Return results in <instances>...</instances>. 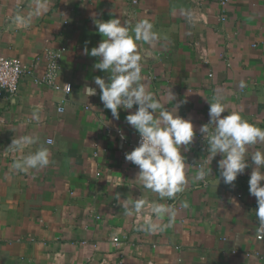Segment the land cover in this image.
<instances>
[{"label":"crops","instance_id":"crops-1","mask_svg":"<svg viewBox=\"0 0 264 264\" xmlns=\"http://www.w3.org/2000/svg\"><path fill=\"white\" fill-rule=\"evenodd\" d=\"M18 14L30 22L18 26ZM110 18L153 25L157 39L138 42L142 83L193 122V141L181 149L188 182L174 199L144 189L134 180L138 167L125 159L139 134L125 120L135 106L121 108L116 120L99 89L84 92L96 76L107 78L83 49L101 39L94 19ZM0 45L32 65L35 76L45 72L48 51L65 47L59 83H72L64 93L24 75L16 94L0 93V264H264L250 157L232 185L220 178L219 154L206 165V179H194L208 158L199 129L209 121V102L219 98L226 112L264 128V0H0ZM25 136L37 142L22 152L10 147ZM41 145L50 152L47 167L12 168ZM257 149L264 144L249 155ZM126 198L165 203L175 217L169 223L164 216L168 226L151 234L136 214H125Z\"/></svg>","mask_w":264,"mask_h":264},{"label":"clouds","instance_id":"clouds-1","mask_svg":"<svg viewBox=\"0 0 264 264\" xmlns=\"http://www.w3.org/2000/svg\"><path fill=\"white\" fill-rule=\"evenodd\" d=\"M30 19V16L18 14L15 22L23 27ZM94 23L101 39L91 49L85 46L83 53L98 58L93 67L106 72L107 78L96 76L95 87L86 86L84 92L89 97L96 95L99 89L100 101L116 120L120 118L121 108L131 110L135 106L125 120L139 133L140 140L133 150L125 153V159L138 167L134 180L144 189L158 194L161 199H174L188 182L186 159L181 149L183 146L184 151H188L195 132L193 122L178 114V104L175 108L165 107L142 83V56L138 42L151 44L157 39V33L146 19L137 21L134 27L122 24L119 18L94 19ZM239 87H245L243 81ZM171 100L174 102V94ZM209 104V121L199 129L208 145V158L198 167L194 179L205 180L211 173L206 165L219 154L222 157L217 162L220 178L225 184L232 185L238 175L249 167L250 157L254 167L248 181L249 194L256 198L255 216L259 230L264 231V150L257 149L249 155L252 146L264 144V128L244 119L239 112H226L219 98ZM33 119L39 120L36 112ZM124 138L121 133V139ZM36 142L34 137L25 136L13 139L10 147L22 152L25 146ZM49 156V149L41 145L34 152L14 161L12 168L25 172L44 168L50 163ZM114 186H120L119 178L115 179ZM121 206L126 215L136 214L141 230L151 234L168 226L161 222L164 216L169 217V223L175 217L171 206L156 201L149 203L144 198H126ZM145 209L150 211L145 212Z\"/></svg>","mask_w":264,"mask_h":264},{"label":"built area","instance_id":"built-area-1","mask_svg":"<svg viewBox=\"0 0 264 264\" xmlns=\"http://www.w3.org/2000/svg\"><path fill=\"white\" fill-rule=\"evenodd\" d=\"M126 1L134 5H137L140 2V0ZM223 3L225 4L226 1H223ZM64 50L65 47H61V49L56 52L48 51L46 53L48 62L45 72L40 76H35L32 65L26 64L18 57H10L6 55L0 45V93L6 92L11 95L16 94L19 89L20 79L24 75L34 76L35 81L38 83H45L51 85L56 90L69 93L72 90V83H59L60 57ZM69 86L71 90L69 89ZM118 132H121V130H118ZM139 140L140 136L138 134L133 143V149L138 145ZM256 237L258 240L264 239V231L259 230V224L257 226Z\"/></svg>","mask_w":264,"mask_h":264}]
</instances>
